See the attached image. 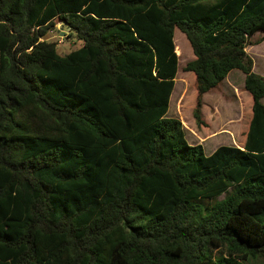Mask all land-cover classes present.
I'll return each instance as SVG.
<instances>
[{
    "label": "trees",
    "instance_id": "1",
    "mask_svg": "<svg viewBox=\"0 0 264 264\" xmlns=\"http://www.w3.org/2000/svg\"><path fill=\"white\" fill-rule=\"evenodd\" d=\"M56 20L81 48L58 54ZM176 29L199 126L204 95L245 75L242 149L207 155L168 116ZM263 32L264 0H0V264L264 260V77L246 51Z\"/></svg>",
    "mask_w": 264,
    "mask_h": 264
},
{
    "label": "rangeland",
    "instance_id": "2",
    "mask_svg": "<svg viewBox=\"0 0 264 264\" xmlns=\"http://www.w3.org/2000/svg\"><path fill=\"white\" fill-rule=\"evenodd\" d=\"M55 23L46 39L57 43L58 54L68 55L83 46L60 21L56 20ZM174 41L179 62L168 116L179 119L185 128L188 143L202 145L207 155L222 146L243 148L253 104L251 95L244 88V74L233 71L218 88L204 96L201 109L204 125L199 126L193 115L198 95L196 77L185 71L195 56L186 36L178 29ZM251 42L252 46H248L246 51L255 62V73L264 76V32L258 33ZM223 198L221 196L217 200ZM254 264H264V260Z\"/></svg>",
    "mask_w": 264,
    "mask_h": 264
},
{
    "label": "crops",
    "instance_id": "3",
    "mask_svg": "<svg viewBox=\"0 0 264 264\" xmlns=\"http://www.w3.org/2000/svg\"><path fill=\"white\" fill-rule=\"evenodd\" d=\"M252 58V57H251ZM253 63H254V67H253V72L255 73V62H254V60H253ZM256 74V73H255ZM257 75H259V74H257ZM245 76V75H244ZM260 76H262V75H260ZM264 77V76H263ZM245 80V79H244ZM205 96V95H204ZM203 99H204V97H203ZM203 102H204V100H203ZM246 142V141H245ZM220 148V147H219ZM242 149V148H241ZM216 151V150H215ZM214 151V152H215ZM214 152H212V153H214ZM211 153V154H212ZM211 154H209V155H211Z\"/></svg>",
    "mask_w": 264,
    "mask_h": 264
}]
</instances>
